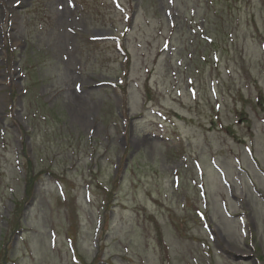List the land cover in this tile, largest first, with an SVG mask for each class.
<instances>
[{"label": "rangeland", "instance_id": "374dc122", "mask_svg": "<svg viewBox=\"0 0 264 264\" xmlns=\"http://www.w3.org/2000/svg\"><path fill=\"white\" fill-rule=\"evenodd\" d=\"M0 264H264V0H0Z\"/></svg>", "mask_w": 264, "mask_h": 264}]
</instances>
